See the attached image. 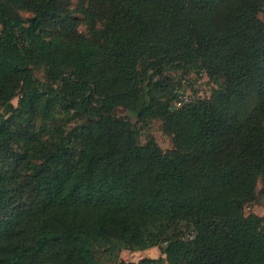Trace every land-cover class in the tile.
Wrapping results in <instances>:
<instances>
[{
	"label": "trees",
	"instance_id": "1",
	"mask_svg": "<svg viewBox=\"0 0 264 264\" xmlns=\"http://www.w3.org/2000/svg\"><path fill=\"white\" fill-rule=\"evenodd\" d=\"M262 12L0 0V264H136L120 252L155 247L137 264H264V216L244 214L259 179L264 194ZM169 72L204 75L210 96L175 108ZM151 120L170 151L137 144Z\"/></svg>",
	"mask_w": 264,
	"mask_h": 264
},
{
	"label": "rangeland",
	"instance_id": "2",
	"mask_svg": "<svg viewBox=\"0 0 264 264\" xmlns=\"http://www.w3.org/2000/svg\"><path fill=\"white\" fill-rule=\"evenodd\" d=\"M70 3V7L76 11L77 0H68ZM22 17L25 19L30 17V14L25 12H21ZM75 16L80 17L79 14L75 13ZM259 19L264 22V12L259 14ZM81 32H85V27L82 24L79 28ZM32 75L40 80H44V72L43 69L38 65H32L31 67ZM166 79L169 80V88L173 87V89L177 88L176 85L179 83L182 84L181 91L186 93L190 99H195L196 97L208 98L211 94V90L214 85L208 81V79L203 75L201 77H197L195 73L190 74H182L176 72H169L166 74ZM176 91V90H175ZM189 99V100H190ZM18 99H14L12 101L14 106H17ZM115 115L120 118H124L129 120L132 124L140 126L137 124V120L134 116L128 114L125 109L119 108L115 110ZM58 122H56L57 124ZM153 138L159 148L163 153H166L172 149V139L171 136L166 135L162 130V122L157 120L149 121L148 125L143 127L140 138L137 140L138 145H144L145 142L149 139ZM262 184L259 179L256 187V199L251 204L246 206L244 210V214L247 216L249 214H254L259 217L264 216V194L261 192ZM182 231L184 230L183 226H180ZM173 232V228L168 230V233L171 234ZM159 259L164 258V255L161 254L160 249L158 247L151 248L145 251L139 252H131L123 250L120 252V259L127 263H138L142 259Z\"/></svg>",
	"mask_w": 264,
	"mask_h": 264
},
{
	"label": "built area",
	"instance_id": "3",
	"mask_svg": "<svg viewBox=\"0 0 264 264\" xmlns=\"http://www.w3.org/2000/svg\"><path fill=\"white\" fill-rule=\"evenodd\" d=\"M190 97L183 92V94H179L177 101L174 103V107L175 108H180L181 106H183L184 104L189 103L192 99H190Z\"/></svg>",
	"mask_w": 264,
	"mask_h": 264
}]
</instances>
